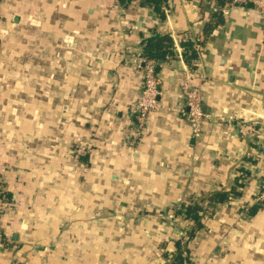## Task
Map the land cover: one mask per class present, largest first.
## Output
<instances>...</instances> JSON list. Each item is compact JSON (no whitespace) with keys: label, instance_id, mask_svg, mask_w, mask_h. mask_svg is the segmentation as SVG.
<instances>
[{"label":"crops","instance_id":"obj_1","mask_svg":"<svg viewBox=\"0 0 264 264\" xmlns=\"http://www.w3.org/2000/svg\"><path fill=\"white\" fill-rule=\"evenodd\" d=\"M140 1L1 0L0 264H172L178 243L194 264H264V17L232 0ZM154 35L170 38L164 59L145 50ZM142 50L161 93L140 133ZM193 205L203 225L183 241Z\"/></svg>","mask_w":264,"mask_h":264},{"label":"built area","instance_id":"obj_2","mask_svg":"<svg viewBox=\"0 0 264 264\" xmlns=\"http://www.w3.org/2000/svg\"><path fill=\"white\" fill-rule=\"evenodd\" d=\"M232 4H251L260 14L264 17V0H232ZM1 3V0H0ZM195 49H199V45L195 44ZM138 64L144 62V78L143 88L137 99L135 105H133V112L136 119V131L140 133L147 131L148 124L147 119L150 112L154 111L158 107V96L160 95L161 80L156 72L155 61L147 57L143 50L139 54ZM200 88L196 85H192L189 79H187L182 86V93L186 101L187 110H183L187 119L190 122L192 130L195 136H199L202 130V122L204 120V112L201 105V93ZM243 134H250L255 132V128L252 124L244 123L241 129ZM264 180V175H263ZM1 186V181H0ZM3 190L0 187V214L4 213L7 209V202L5 201ZM264 201V186L262 193L259 195L257 202ZM190 231L181 233L183 241H189L191 239ZM183 264H193L188 260H185Z\"/></svg>","mask_w":264,"mask_h":264},{"label":"trees","instance_id":"obj_3","mask_svg":"<svg viewBox=\"0 0 264 264\" xmlns=\"http://www.w3.org/2000/svg\"><path fill=\"white\" fill-rule=\"evenodd\" d=\"M162 1L163 0H141L140 2L142 4H145L146 6L151 5V6L155 7L157 10H159ZM170 44H171L170 38L167 35H164V36L154 35L152 37H149L146 40L145 50L147 51V54L150 57H154L157 60L164 59L167 52H170L169 48H168L170 46ZM188 48H190L189 58L190 59L194 58L196 56V51L194 49H192L191 45ZM211 198H212V201H214L216 203L217 202L222 203V202H225L229 199V195L226 192H219V193H215L214 195H212ZM199 210H200V207L193 205V206L186 207L185 209L182 208L179 211V213L184 215V217H186L188 219L192 218L193 221H195V223H196V227L193 228V230L190 234L192 239L195 236L196 229L200 228L203 225L201 223V215L199 214ZM178 247H179L178 251L171 255L172 264H182L184 257H186V260L192 262V258H191V255L189 253L188 246L184 249L186 251V256L182 255L184 251L181 250L179 243H178Z\"/></svg>","mask_w":264,"mask_h":264},{"label":"rangeland","instance_id":"obj_4","mask_svg":"<svg viewBox=\"0 0 264 264\" xmlns=\"http://www.w3.org/2000/svg\"><path fill=\"white\" fill-rule=\"evenodd\" d=\"M261 181H262V184H261L260 188L258 189V191H257V193H256V196H255V198H254V201H257L259 195L262 193V188H263V186H264V180H261ZM187 229H189V228H187ZM191 231H192V230H191ZM192 240H193V239L191 238L189 242H191ZM220 242H221V245L224 246L225 243H226V236L222 235ZM193 264H194V262H193Z\"/></svg>","mask_w":264,"mask_h":264}]
</instances>
